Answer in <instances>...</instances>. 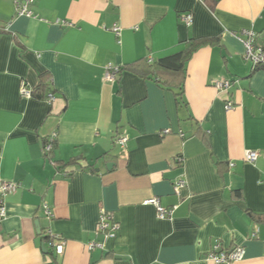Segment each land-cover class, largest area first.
<instances>
[{"label": "crops", "instance_id": "0c3cea01", "mask_svg": "<svg viewBox=\"0 0 264 264\" xmlns=\"http://www.w3.org/2000/svg\"><path fill=\"white\" fill-rule=\"evenodd\" d=\"M31 10L0 0V184L19 185L5 199L0 264H217L216 242L244 248L230 264H264V223L251 216L264 214V68L243 43L252 31L264 48V0H35ZM202 38L221 44L187 62L182 105L133 71L104 79L108 64L155 62ZM43 75L55 99L22 96ZM155 197L171 218L145 204ZM102 211L119 228L89 251Z\"/></svg>", "mask_w": 264, "mask_h": 264}, {"label": "built area", "instance_id": "2783aa9c", "mask_svg": "<svg viewBox=\"0 0 264 264\" xmlns=\"http://www.w3.org/2000/svg\"><path fill=\"white\" fill-rule=\"evenodd\" d=\"M35 0H15V8L17 14L20 16L33 17L34 13L31 10V6L34 4ZM184 22L187 25H191L193 22V16L191 14H185L183 17ZM113 31L116 35H120L121 28L114 27ZM244 46H245V54L244 57L246 60L251 61L257 67L264 68V48L260 47L256 44L255 33L252 31H244ZM121 69L112 64H108L105 68L104 79L107 82L114 83L116 82L118 76L120 75ZM231 83L229 81H220L217 83L218 89L227 90L230 87ZM21 94L24 97H32V90H30L25 83L21 86ZM49 101H53L55 99L53 94H49ZM233 107L232 103L228 104V109ZM166 133L170 132V130H166ZM57 134L53 135V138L47 141L45 145V153L48 154L53 149V142L56 138ZM128 137L121 136L117 139V144L125 149L128 144ZM259 153L257 151H247L245 155L246 162L253 163L258 159ZM180 162H183V158L179 159ZM185 180H178L175 183L174 190L178 194L180 189L185 187ZM19 188V185L15 182H2L0 184V223L6 218L7 212L5 207V199L8 195L16 193ZM147 205H153L157 209V215L160 219H168L172 217L173 211L171 208H167L162 206L160 199L155 197L149 199L145 202ZM43 211L48 219L53 217L51 209L47 206H43ZM119 228V224L115 222L110 213L106 211H102L100 214L99 222L96 229V236L101 238L98 241H94L88 244V250L93 251L96 248H103L104 241L110 238H113L116 234V231ZM48 244L49 246L56 252L57 254H62L64 242L61 237L54 235L52 233L47 234ZM245 255V250L243 247H237L231 251H226L221 248V244L216 242L213 251L209 254L208 258L217 263V264H230L235 261L241 260Z\"/></svg>", "mask_w": 264, "mask_h": 264}, {"label": "trees", "instance_id": "16d2710c", "mask_svg": "<svg viewBox=\"0 0 264 264\" xmlns=\"http://www.w3.org/2000/svg\"><path fill=\"white\" fill-rule=\"evenodd\" d=\"M220 44L221 42L218 38L190 39L187 41L185 49L179 53L158 59L155 62L146 58L138 64L121 69L120 73L124 70H129L137 73L144 79L154 81L159 87L173 91L178 105H182L184 84L187 76L185 67L187 62L200 47ZM42 79L41 84L32 90V97L48 99L49 94L54 95L49 88L50 79L48 75H43ZM44 79L47 82H44ZM46 144L47 141H45L44 145ZM51 153H53V149L46 155L49 156ZM251 216L257 223H264V214L251 213ZM45 240L47 241L48 237Z\"/></svg>", "mask_w": 264, "mask_h": 264}]
</instances>
